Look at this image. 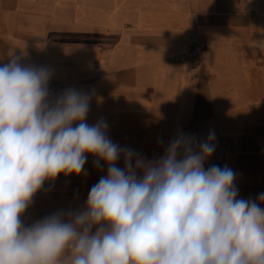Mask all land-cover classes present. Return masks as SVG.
Masks as SVG:
<instances>
[{"label": "crops", "instance_id": "0c3cea01", "mask_svg": "<svg viewBox=\"0 0 264 264\" xmlns=\"http://www.w3.org/2000/svg\"><path fill=\"white\" fill-rule=\"evenodd\" d=\"M12 58L87 94L86 123L146 160L214 132L204 168H231L237 198L264 209V0H0V66ZM95 160L46 180L22 223L83 211L107 175Z\"/></svg>", "mask_w": 264, "mask_h": 264}, {"label": "clouds", "instance_id": "9594fccd", "mask_svg": "<svg viewBox=\"0 0 264 264\" xmlns=\"http://www.w3.org/2000/svg\"><path fill=\"white\" fill-rule=\"evenodd\" d=\"M50 78L19 58L0 66V264H264V209L237 198L231 168H204L214 132L198 144L179 136L146 160L112 142L106 122L86 123L87 94L50 100ZM88 155L107 175L85 209L25 226L45 181L80 175Z\"/></svg>", "mask_w": 264, "mask_h": 264}, {"label": "built area", "instance_id": "2783aa9c", "mask_svg": "<svg viewBox=\"0 0 264 264\" xmlns=\"http://www.w3.org/2000/svg\"><path fill=\"white\" fill-rule=\"evenodd\" d=\"M201 52V46L198 45L197 48L194 49L193 55L194 57H198ZM48 89H49V99L54 101L58 98L59 95H61L64 91V85L62 83L56 82V81H50L48 82Z\"/></svg>", "mask_w": 264, "mask_h": 264}]
</instances>
